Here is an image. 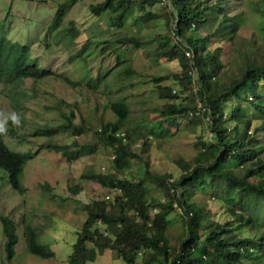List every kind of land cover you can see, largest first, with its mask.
Masks as SVG:
<instances>
[{
    "label": "trees",
    "instance_id": "trees-1",
    "mask_svg": "<svg viewBox=\"0 0 264 264\" xmlns=\"http://www.w3.org/2000/svg\"><path fill=\"white\" fill-rule=\"evenodd\" d=\"M76 1L64 0L58 5L49 31L60 27L69 7ZM207 2L211 0H102L90 5L93 14H107L112 26L121 27L135 9L143 13L142 19L149 20L156 17L150 8L159 3L165 4L169 9L171 33H158L147 41L138 35L121 37L116 41L120 46L132 45L136 48L152 45L156 56L180 62L183 78L188 85L196 88L195 92H191L194 96L192 104L168 103L155 110L166 120L174 118L173 122L180 115L200 121L198 115L202 113L209 123L212 139L201 140V150L194 158L180 161L183 173L178 178L172 172L158 173L149 169L139 172L138 177L129 178L126 171L132 167L134 159L141 158L134 144L142 140L145 153L149 139L146 134L130 128L125 129L127 142L116 136L118 131L123 130V121L130 115L131 108L125 100L112 101L111 109L119 119L104 123L96 134L105 146L114 151V172L84 174L83 179L95 181L116 194L109 199H92L84 205L87 218L78 232L73 254L68 260L70 264L95 261L97 248L113 249L125 264H264V154L260 150L262 140L259 135L264 132V119L260 125L254 126L248 110L242 107V103L246 102L264 117V27L258 35L253 33L249 39L242 38L239 29L244 22V13H225L223 21L214 31L202 35L201 30L209 21L206 11L213 9L222 14L225 10L219 5L221 1L211 6L206 5ZM69 30L78 34L74 22ZM5 32H0V84L10 85L24 95L21 81L30 79L35 87L41 80L56 76L57 73L32 58L30 45L9 39ZM221 35L231 45V61L227 67L223 59L225 42L211 48L213 40ZM238 35L241 37L240 46L235 48L234 43L228 40L233 41ZM223 37L220 40H224ZM91 43L93 41L88 40L75 56L72 55V60L83 56ZM235 51L237 57L243 60L238 66L239 73L232 67L236 60L231 54ZM117 58L118 64L122 63L119 53ZM225 74L230 77L229 81L224 82ZM174 75L177 76L176 73ZM169 76L157 80H165ZM64 78L74 87L82 84L67 76ZM92 82L93 78L88 86L95 88ZM161 95L170 100L176 96L171 88L161 90ZM230 97L238 101L231 104ZM197 98L204 108L201 107L199 114L191 116V111L196 113L199 110V105L196 109L193 104ZM11 100L13 108L19 111L18 96L13 95ZM64 114L69 123L61 128H70L76 135L82 134L84 126L73 121L75 112ZM7 128V134L0 135V168L8 172L12 188L24 195L25 167L34 158L35 152L33 148L27 152L12 150L5 137L17 138L20 135L15 127ZM54 130V127L46 125L32 134L52 136ZM21 138L26 140V136ZM41 146L68 158L78 156L74 147L82 146L88 153L95 150L80 145L78 141L67 145L54 139ZM215 183L220 185L215 186ZM150 185L160 189L162 200L151 194ZM207 187H214L215 196L227 203L231 219L224 224L213 218L212 210L194 200L197 190ZM47 188L51 187L48 185ZM69 189L73 194H79L83 186L78 184ZM175 202L183 211L181 214L189 232L177 250L171 246L167 232L168 215L177 209ZM0 220L6 236V255L12 259L19 242L17 225L12 217L2 213ZM243 225L257 229L259 235H239L237 230ZM26 238L30 253L43 258L55 255L48 245L37 242L31 223L26 225ZM139 252H142L141 255Z\"/></svg>",
    "mask_w": 264,
    "mask_h": 264
},
{
    "label": "rangeland",
    "instance_id": "rangeland-1",
    "mask_svg": "<svg viewBox=\"0 0 264 264\" xmlns=\"http://www.w3.org/2000/svg\"><path fill=\"white\" fill-rule=\"evenodd\" d=\"M63 1L0 0V32L6 30L9 39L30 45L32 58L57 73L56 76L41 80L35 87L30 79L21 81L24 95L10 85L0 84V118L8 117L7 127H15L20 135L17 138L6 136V144L14 151L27 152L33 148L35 152L34 158L25 167L24 195L12 188L8 172L0 168V213L15 220L19 235L16 254L8 259L5 251L6 236L0 220V264H70L68 260L73 254L78 232L87 218L84 205L92 199L113 198L116 194L95 181L83 179L84 174L114 172V151L105 146L96 134L104 123L119 119L111 109L112 101L125 100L131 108L130 115L123 121L122 131L135 129L146 134L149 139L145 153L142 140L134 144L141 158L134 159L132 167L126 171L129 178L138 177L144 169L158 173L172 172L178 178L183 173L180 161L194 158L201 150V140L212 139L209 123L202 113L198 115L200 121L180 115L173 122L174 118L166 120L155 110L168 103L192 104L194 96L191 92H195L196 88L188 85L183 78L180 62L156 56L152 45L136 48L132 45L120 46L116 41L132 35L147 41L158 33H171L169 9L164 3L150 8L155 18L144 20L141 18L143 13L135 9L124 25L117 27L111 25L109 15L96 16L91 12L90 5L102 0H77L69 7L60 27L49 31L57 7ZM218 1H221L219 5L226 11L222 10V14L213 9L206 11L209 21L202 28V35L214 31L223 21L225 13H244V22L239 29L242 38L249 39L253 33L258 35L262 31L264 0H211L206 5L211 6ZM72 22L78 34L70 32ZM239 35L233 41L228 40L234 43L235 48L240 46ZM221 37L223 35L213 40L211 48L225 42L223 59L227 67L231 61V45L224 37V40H220ZM88 40L93 43L85 54L72 60V55L75 56ZM118 53L122 59L120 64ZM231 55L236 60L232 67L239 73L238 66L243 60L237 57V51ZM165 75L170 76L165 80H157ZM66 76L81 82V86L68 84L64 78ZM91 78L95 88L88 86ZM229 80L230 77L225 74L224 82ZM168 88L173 89L176 95L172 100L161 95V90ZM13 95L20 100L19 111L12 106ZM229 101L233 104L238 100L230 97ZM200 102L197 98L193 103L196 109L201 105ZM242 107L248 110L254 126L263 122L264 117L250 104L242 103ZM71 111L75 112L74 123L84 126L80 135H76L70 128H61L69 123L64 113L69 115ZM13 114L20 119L19 126H14L11 121ZM46 125L55 128L52 136L32 134ZM259 135L262 140L260 150L264 154V132ZM23 136H26V140H22ZM50 139L67 145L78 141L80 145L95 150L88 153L82 146L74 147L78 156L68 158L41 146ZM252 180L255 181L254 178ZM78 184L83 186V191L73 194L69 187ZM218 184L215 183V186ZM48 185L51 188H47ZM150 191L155 197L163 199L158 187L150 185ZM215 191L214 187L198 189L194 200L212 210L213 218L224 224L231 219L230 212L225 200L215 196ZM168 220V237L171 246L177 250L189 234L188 227L178 207L168 215ZM27 223L34 227L37 242L53 250V257L43 258L28 251ZM237 231L241 236L259 235L257 229L245 225ZM100 249L97 248V259L86 264H125L113 249Z\"/></svg>",
    "mask_w": 264,
    "mask_h": 264
},
{
    "label": "clouds",
    "instance_id": "clouds-1",
    "mask_svg": "<svg viewBox=\"0 0 264 264\" xmlns=\"http://www.w3.org/2000/svg\"><path fill=\"white\" fill-rule=\"evenodd\" d=\"M10 119H11L14 126H19L20 119L17 115L13 114L10 117ZM7 122H8V117L0 118V135H6L7 134V132H8Z\"/></svg>",
    "mask_w": 264,
    "mask_h": 264
},
{
    "label": "built area",
    "instance_id": "built-area-1",
    "mask_svg": "<svg viewBox=\"0 0 264 264\" xmlns=\"http://www.w3.org/2000/svg\"><path fill=\"white\" fill-rule=\"evenodd\" d=\"M163 1L164 2H166V1L168 2L169 0H163ZM201 107H202V105H199V110L196 113L194 111H191L190 112V115L193 116L195 114H199L200 113V110H201ZM116 136L122 137L123 140L126 141V142L128 141L125 131H118L116 133ZM139 146H141V144H139ZM171 181H173V179H171ZM107 199H109V197H107ZM174 205L179 208V210H180L181 213L183 212L182 209H181V207H179L178 202H175ZM156 211L157 210L155 209L154 212H156ZM105 234H107V232H105ZM139 253L141 255L142 252H139Z\"/></svg>",
    "mask_w": 264,
    "mask_h": 264
}]
</instances>
